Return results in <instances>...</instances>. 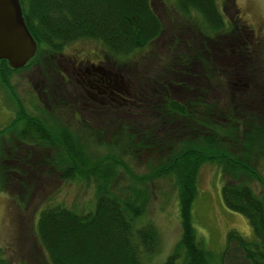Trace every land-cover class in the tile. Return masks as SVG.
Listing matches in <instances>:
<instances>
[{
  "label": "trees",
  "instance_id": "1",
  "mask_svg": "<svg viewBox=\"0 0 264 264\" xmlns=\"http://www.w3.org/2000/svg\"><path fill=\"white\" fill-rule=\"evenodd\" d=\"M19 2L26 27L38 49L44 47L50 53L63 50L77 39H94L114 55H126L152 42L163 30L152 0ZM173 4L181 15L199 13L201 20L198 23L206 26L202 28L204 31L201 30L205 36L214 35L208 30L217 31L212 49H217L214 54L219 61H203L200 57L197 61L162 62L163 66L171 64L170 72L174 73V78L157 81L158 86L148 84L149 88L142 91L140 97L146 108L150 107L149 115L154 124L141 129L138 137L126 124L121 135L127 143L138 138L135 146L140 149L151 145L160 148L163 143L174 145L167 140L173 139V133L184 131L193 137L196 128L200 131V140H203L200 147L194 144L198 149L188 148L180 154H173L169 161L140 178L171 175L178 187L181 237L164 264H210L212 253L197 240L192 218L195 175L197 168L207 159L215 161L223 176L221 197L224 206L246 217L254 235L249 239L236 230H229L221 252V264H264V192L258 194L251 185L257 181L264 187V176L256 170L261 161L264 162V102L262 96L260 101L252 102L258 77L250 64L252 59L245 46L247 41L239 31L244 29L226 24L216 0H173ZM238 49L243 50L242 54ZM224 51L230 60L235 59L231 67L229 61L220 60ZM192 57L196 59V55ZM212 62L217 65V74L213 73ZM17 71L19 68L0 59V83L4 87L8 85L13 90L9 78ZM220 80L228 88L230 83L237 88L229 101L216 97ZM235 87L232 85L233 89ZM180 89L185 92L179 93ZM17 108V116L7 128L22 121L27 130L22 129L18 136L23 141L47 139L44 130L48 129L43 120L28 113L18 100ZM48 141L53 142L51 138ZM58 142L68 144L64 151L63 177L83 179L94 175L96 197L92 210L76 211L61 205L39 210L35 230L49 264H142L143 254H152L158 249L159 233L152 224L136 228L134 222L140 208L133 200L113 191L112 185L108 184L114 167L120 165L127 171L129 166L115 161L112 156L93 161L84 155L83 147L77 141L68 137ZM229 142L231 151H241L240 157L224 150L223 144ZM0 264L26 263L12 262L0 250Z\"/></svg>",
  "mask_w": 264,
  "mask_h": 264
},
{
  "label": "rangeland",
  "instance_id": "2",
  "mask_svg": "<svg viewBox=\"0 0 264 264\" xmlns=\"http://www.w3.org/2000/svg\"><path fill=\"white\" fill-rule=\"evenodd\" d=\"M152 4L162 21L163 30L144 47L126 55H114L94 39H77L54 53L37 46L34 55L10 76L13 90L0 83V250L6 259L26 264H49L35 230L39 210L61 205L80 211L92 210L95 206L94 175L83 179L63 177L64 151L68 144L58 141L65 137L77 141L83 147L84 155L93 161L112 156L115 161L129 166L127 171L120 165L114 167L108 184L112 185L113 191L133 200L140 208L134 222L136 228L152 224L159 233L158 249L152 254H143L142 264H164L178 245L181 225L175 177L140 178L169 161L173 154H180L188 148L198 149L194 144L202 146L199 129L194 130L193 137L184 131L173 133V139L167 140L174 145L163 143L160 148L154 145L136 148L138 138L127 143L121 135L126 124L136 137L141 129L154 124L149 115L150 107L147 110L140 97L141 92L149 88L148 84L158 86L157 81L174 78V73L170 72L171 64L163 66L162 62L197 61L200 57L203 61H219L214 54L217 49H212L218 34L207 29L214 35L205 36L202 28L206 26L198 23L201 20L199 13L181 15L175 11L173 0H152ZM216 5L226 24L244 29L239 31L247 41L244 45L258 77L252 102L260 101V96L264 102V0H216ZM77 56L81 59L74 61L73 57ZM85 59L92 60L89 62L96 63L110 74L120 75L126 83L123 96L129 100L137 96V103H113L108 97L99 102L98 93L91 89L92 96L87 95L84 87L88 86L80 84V79L70 72L72 64ZM220 60L229 61L231 67L235 59L230 60L225 53ZM87 62L86 67L89 66ZM212 63L215 67L213 73L217 74V65ZM232 85L235 87L230 83L228 88L220 80L216 97L229 101L237 90ZM183 92L179 90V93ZM16 99L28 113L43 120L48 129L44 130L47 139L23 141L18 136L19 131L27 130L22 121L7 128L17 116ZM173 126L176 128L175 124ZM50 138L52 143L48 141ZM165 138L161 139L164 141ZM229 145L231 142L224 143V150L240 157L241 151L233 152ZM263 164L261 161L256 167L261 176H264ZM195 178L192 218L196 237L212 253L210 264H221L226 233L233 229L251 239L253 230L246 217L224 206L221 197L223 176L214 160H205L197 168ZM251 185L258 194L264 192V187L257 181Z\"/></svg>",
  "mask_w": 264,
  "mask_h": 264
},
{
  "label": "water",
  "instance_id": "3",
  "mask_svg": "<svg viewBox=\"0 0 264 264\" xmlns=\"http://www.w3.org/2000/svg\"><path fill=\"white\" fill-rule=\"evenodd\" d=\"M37 44L22 16L19 0H0V59L22 67L35 53Z\"/></svg>",
  "mask_w": 264,
  "mask_h": 264
},
{
  "label": "flooded vegetation",
  "instance_id": "4",
  "mask_svg": "<svg viewBox=\"0 0 264 264\" xmlns=\"http://www.w3.org/2000/svg\"><path fill=\"white\" fill-rule=\"evenodd\" d=\"M78 56L73 57L74 61H78V59H81L78 58ZM51 61L56 60L52 59ZM85 61H88L87 63H89V66H84L86 64ZM89 61L92 60H81L77 64H72L70 67V72L72 73V75L77 76L78 80L80 79L79 83L87 85L89 87V89L88 87H84L85 89H87H84L87 95L90 96V91L94 90L95 94L98 93V96L96 97L99 98V102H103V100L108 97V99L113 103H137L139 97L134 96L137 99L134 98L129 100L128 98L123 96V94L125 93L124 90H126V83L123 81L120 75L114 73L110 74L107 71L101 69V67L97 66L96 63Z\"/></svg>",
  "mask_w": 264,
  "mask_h": 264
}]
</instances>
